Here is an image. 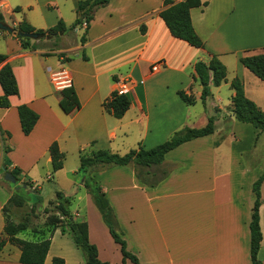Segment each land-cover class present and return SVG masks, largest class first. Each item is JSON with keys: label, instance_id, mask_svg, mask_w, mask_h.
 <instances>
[{"label": "crops", "instance_id": "1", "mask_svg": "<svg viewBox=\"0 0 264 264\" xmlns=\"http://www.w3.org/2000/svg\"><path fill=\"white\" fill-rule=\"evenodd\" d=\"M80 1L84 0H0V15L10 27L26 22L35 30H47L60 20L69 27L76 19ZM205 1V6L190 10L192 27L203 49L170 35L158 16L165 9L164 0H110L96 10L85 44L80 43L82 35L78 37L75 30L70 32L74 42L66 49L51 50L46 44L53 41L40 40L34 42L36 50H23L18 39L1 31L0 55L6 56L5 62L12 68L18 95L9 98V108H0V139L5 138L10 149L5 157L0 151V178L9 173L4 165L9 171L19 168V179L32 183L38 195L42 188L32 173L41 160L50 164L48 150L52 143L64 155L59 171L65 172L66 157L74 154L79 163L80 151L119 154L134 129L139 131L137 148L151 149L184 128L204 127L212 115V134L165 155L164 164L172 170L156 186L141 184L126 166L95 172L93 178L114 212L127 251L141 264H251L252 185L264 165L253 170L243 158L255 149L258 130L238 122L231 113V82L240 80L245 97L264 112V83L240 62L241 58L264 53V0ZM209 55L217 56L224 65L226 80L219 87L211 86V95L202 101L193 65L198 61L208 63ZM158 61L164 66L150 76L151 65ZM59 69L68 72L80 104L70 114L61 110V90L51 82V72ZM123 81L130 85V106L121 119H115L102 104ZM224 88L230 95L228 105L222 104L220 96ZM179 91L191 94L195 103H184ZM210 98L214 101L211 107ZM198 101L204 108L192 117L191 107ZM20 105L38 115L28 136L20 128ZM78 167L65 172L75 191L73 197L61 193L69 200L68 208L72 200L77 202V208L69 211L76 221L87 223L88 240L97 248L101 262L132 264L122 262L120 247L82 186ZM10 197L0 181L1 239H6L2 209ZM260 201L262 241L258 259L264 264V182ZM18 237L28 238L26 234ZM19 258L20 250L9 242L0 249V264H21ZM55 258L64 264H85L82 252L59 229L51 238L44 264H51Z\"/></svg>", "mask_w": 264, "mask_h": 264}, {"label": "trees", "instance_id": "2", "mask_svg": "<svg viewBox=\"0 0 264 264\" xmlns=\"http://www.w3.org/2000/svg\"><path fill=\"white\" fill-rule=\"evenodd\" d=\"M110 0H84L80 1L76 8V19L73 24L67 27L63 21L47 30H35L26 22H21L12 28L13 35L19 40L23 50H36L35 41L40 40H58L62 36L67 35L77 29H84L80 38V43L85 44L87 31L90 23L94 18L97 9L105 7ZM207 3L202 0H182L174 3V0H164L165 9L158 14L159 18L164 22L170 35L180 41L185 42L189 46L196 49H203L202 40L195 33L191 19L190 10L193 8L205 6ZM19 8L15 9L18 12ZM0 22H4L0 15ZM7 25V24H6ZM1 32V31H0ZM143 33V29H141ZM22 34H36L37 39L23 38ZM208 63L198 61L193 65V76L201 86L200 99L205 101L211 95L210 87H219L226 80V68L215 55H209ZM83 59L86 60L85 56ZM6 56L0 55V87L3 95L0 96V108L7 109L10 107L9 98L18 95V86L14 77L11 66L5 62ZM242 65L249 70L254 76L264 83V53L250 57L241 58ZM231 88L234 90V96L231 100V113L234 118L243 124L251 125L260 133H264V112L258 108L253 102L248 100L243 91L240 80L234 79L231 82ZM61 99L59 106L65 114H70L79 109L80 104L76 93L72 86L60 91ZM180 99L188 104L193 105L196 99L191 94L179 91ZM130 106V100L127 94H118L116 90L112 91L110 96L103 102L102 107L106 113L115 119H121ZM17 113L20 128L23 135L28 136L36 122L38 115L28 108L26 105L17 107ZM215 130L214 119L208 118L207 124L202 128H184L168 139L167 141L151 148L144 149L139 146L135 150H131L125 155L112 153L108 150H93L79 152V167L77 174L82 180V186L91 196L92 202L98 210L102 222L108 229L113 241L119 245L122 255V262L127 260L132 264H141L137 257L126 249V243L122 239V233L114 212L105 196L102 187L94 180L93 173L101 170L109 169L115 166L130 167L136 179L143 185L154 187L165 179L172 168H168L164 163L165 155L177 147L212 134ZM9 137V134H7ZM9 147L5 148V152H9ZM49 156L51 159V171L53 173L59 171L63 167L64 155L59 151L56 143H52L49 147ZM4 169L9 172L18 182L21 170L14 168L8 170L4 165ZM264 182V168L262 174L252 185V194L254 198L251 209L249 231H250V261L251 264H262L258 259V251L262 241V234L259 226V207L260 188ZM55 200L50 202L54 205L52 215L46 219L45 230L32 229L29 231L27 221L15 224L7 219V207L10 205L21 207L24 203L23 197L19 192H15L3 207L2 212L5 218L3 234L6 239L0 238V249L6 242L15 245L20 250L19 262L21 264H44L45 258L49 250L51 238L56 229L62 234L70 236L75 246L82 252L85 258V264H109L101 262L98 259L97 248L88 240V229L85 221H76L69 211V200L63 196L61 192H56ZM29 234L30 238H19L18 235ZM26 234V235H27ZM51 264H64L62 259H53Z\"/></svg>", "mask_w": 264, "mask_h": 264}, {"label": "rangeland", "instance_id": "3", "mask_svg": "<svg viewBox=\"0 0 264 264\" xmlns=\"http://www.w3.org/2000/svg\"><path fill=\"white\" fill-rule=\"evenodd\" d=\"M78 30V37L80 35H83V30ZM74 35L73 33H68L66 37L63 40H51L53 42H50L49 44H46L51 50H59V49H66L69 46V43L74 42ZM42 41V40H41ZM63 55V54H61ZM54 56H50V59H54ZM60 70V69H59ZM57 70V71H59ZM56 72V71H53ZM120 83H125L130 87L129 83L127 81H123ZM119 84V83H117ZM117 87V86H116ZM228 90L224 88L222 90L220 96L223 100V105H228L229 102V94L227 92ZM214 101L210 98V107ZM203 102L198 101L196 105L191 107V115L196 116L201 113L203 110ZM212 115H210V118ZM237 122V121H236ZM247 125V124H245ZM249 126V125H248ZM251 126V125H250ZM132 136L129 139H126L124 141V144L122 145V149H120L119 154L125 155L131 150L137 149V136L139 134V131L137 129H134L132 132ZM242 139V138H240ZM0 151L3 152L4 157L6 156L5 148L7 147L5 138L0 139ZM161 144V143H160ZM256 147L253 150L252 153L245 154L243 157L247 163L248 166L251 167L253 170H259L264 165V133L257 132L256 139H255ZM159 145V144H158ZM157 146V145H156ZM223 151H226V147L223 148ZM7 160L8 163H10L9 159L4 158ZM78 159L77 157L73 155H69L66 157L64 161V171L66 173L70 172L71 170H74L78 166ZM7 172V171H5ZM65 172H55L53 173L51 171L50 164H46L44 160H41L36 166L34 170L33 179L37 182L39 186H41L42 190L40 194L36 195V190L33 189L32 183L28 181H24L22 179H19L18 182L10 183L8 181H5L3 179V175L0 178V181L5 185V187L8 188V191L10 192V195L12 196L15 192H19L20 195L24 199V203L21 207L10 205L7 207V219L8 221H11L15 224L22 223L24 221H27V225L29 228V231L32 229H40V231L45 230L44 225L46 222V219L52 215V211L54 209L55 204L49 205L48 203L55 200L56 192H62L66 194L67 196L74 195V187L69 182L68 178L69 176L65 174ZM46 176L50 177L49 180L46 179ZM74 190V191H73ZM48 204V205H47ZM70 210H75L77 208V202L72 200L70 205ZM96 208V207H95ZM97 210V209H96ZM98 211V210H97ZM99 213V212H98ZM100 216V214H99ZM101 218V217H100ZM102 221V219H101ZM103 223V222H102ZM104 225V223H103ZM105 226V225H104ZM106 227V226H105ZM108 230V229H107ZM27 234V233H25ZM27 234V237L30 238ZM113 240V239H112ZM110 260H113L110 258Z\"/></svg>", "mask_w": 264, "mask_h": 264}, {"label": "built area", "instance_id": "4", "mask_svg": "<svg viewBox=\"0 0 264 264\" xmlns=\"http://www.w3.org/2000/svg\"><path fill=\"white\" fill-rule=\"evenodd\" d=\"M164 66L163 61H158L151 65L149 74L150 76L158 74L162 67ZM51 82L57 90H63L71 86V78L68 72L64 69H60L56 72H51ZM116 91L118 94H127L130 91V87H128L125 83L116 84Z\"/></svg>", "mask_w": 264, "mask_h": 264}, {"label": "water", "instance_id": "5", "mask_svg": "<svg viewBox=\"0 0 264 264\" xmlns=\"http://www.w3.org/2000/svg\"><path fill=\"white\" fill-rule=\"evenodd\" d=\"M0 31L2 32H7V33H11L12 32V28L2 22H0ZM22 37L23 38H30V39H37V35L36 34H22ZM4 180L5 181H8L10 183H15V178L9 174V173H6L5 177H4Z\"/></svg>", "mask_w": 264, "mask_h": 264}]
</instances>
